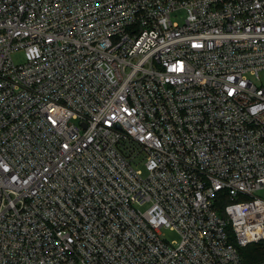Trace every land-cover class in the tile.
I'll return each instance as SVG.
<instances>
[{
    "label": "built area",
    "instance_id": "built-area-1",
    "mask_svg": "<svg viewBox=\"0 0 264 264\" xmlns=\"http://www.w3.org/2000/svg\"><path fill=\"white\" fill-rule=\"evenodd\" d=\"M261 189L264 0H0V264H244Z\"/></svg>",
    "mask_w": 264,
    "mask_h": 264
},
{
    "label": "trees",
    "instance_id": "trees-1",
    "mask_svg": "<svg viewBox=\"0 0 264 264\" xmlns=\"http://www.w3.org/2000/svg\"><path fill=\"white\" fill-rule=\"evenodd\" d=\"M244 264H257L264 260V249L261 245H250L241 251Z\"/></svg>",
    "mask_w": 264,
    "mask_h": 264
},
{
    "label": "rangeland",
    "instance_id": "rangeland-1",
    "mask_svg": "<svg viewBox=\"0 0 264 264\" xmlns=\"http://www.w3.org/2000/svg\"><path fill=\"white\" fill-rule=\"evenodd\" d=\"M14 60H15L16 62H21V61L23 60V56H22V54H16L15 57H14ZM254 195H255L256 197H259V198L264 199V189H261V190L256 191V192L254 193ZM143 210H144V209H143Z\"/></svg>",
    "mask_w": 264,
    "mask_h": 264
}]
</instances>
